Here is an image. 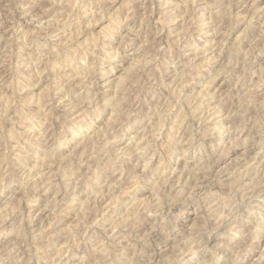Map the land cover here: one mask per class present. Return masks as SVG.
Here are the masks:
<instances>
[{
  "label": "rangeland",
  "instance_id": "1",
  "mask_svg": "<svg viewBox=\"0 0 264 264\" xmlns=\"http://www.w3.org/2000/svg\"><path fill=\"white\" fill-rule=\"evenodd\" d=\"M115 2L117 12L108 20L81 27L77 17L70 30H54L28 50L23 46L31 34L20 31L31 18L26 9L15 7V26L0 18V116L15 109L25 133L13 140L9 120L8 144L0 141V259L6 264L41 257L43 264H116V252L130 264L125 229L139 221L152 198L189 174L199 175L209 146L219 149L220 158L231 151L220 114L227 118L226 102L231 105L238 87L234 60H244L249 79L264 74V44L243 40L233 48L236 34L224 43L213 24L190 27L182 0ZM161 59L163 89L150 79L159 74ZM257 95L264 96V88ZM215 177L200 189L215 230L206 245L188 253V264L219 262L226 238L246 231L237 218L246 208L232 196L243 178L238 170ZM248 187L251 182L241 198ZM255 248L241 254L239 264L264 257V234Z\"/></svg>",
  "mask_w": 264,
  "mask_h": 264
},
{
  "label": "clouds",
  "instance_id": "2",
  "mask_svg": "<svg viewBox=\"0 0 264 264\" xmlns=\"http://www.w3.org/2000/svg\"><path fill=\"white\" fill-rule=\"evenodd\" d=\"M15 7L25 8L26 15L31 17L26 24L20 25V31L31 34V40L23 46L24 50L47 42L48 34L54 30L56 34L70 30L77 17L83 22L81 27L90 26L93 20H108L118 8L115 0H76L75 6L71 0H0V18L7 17L13 26L16 24ZM180 7H186L184 22L190 27L213 24L217 36L224 43L236 34L233 48H240L243 40L264 44V0H182ZM200 9L206 10L210 18H204L203 13L198 16ZM0 27H3L2 22ZM240 55L247 59L245 50L241 49ZM259 55L264 56V48ZM243 64L244 60L237 57L230 66L234 73L233 83L238 87L233 90L231 105L226 102L227 118L220 114L222 139L231 151L220 158L216 155L219 149L209 146L212 152L208 164L199 175L189 174V179L183 184L176 186L173 183L162 194L152 198L151 206L141 214L139 221L125 229L128 241L125 248H131L133 252L130 264H188V253L194 246L206 245L207 237L215 230V218L206 208L200 189L207 190L205 181L215 179V173L227 178L234 170H238L243 178L234 187L232 196L237 204L246 208L247 214L239 213L237 217L246 226V231L239 236L233 233L227 237L226 246L218 250L219 262L209 260L208 264H239L241 254L256 252L255 244L264 234V96L257 95L264 88V74L256 73L249 79L244 75ZM158 70L159 74L153 72L150 79L157 88H167L163 79L166 73L163 59ZM106 71V66L99 68L101 73ZM236 100H239L238 106ZM182 106L177 101V107ZM9 120L14 124L13 140L18 142L25 135L20 131L24 125L17 119L15 109L12 115L5 113L0 116V141L5 145L9 138L4 125ZM144 179L147 181L148 178L145 176ZM249 182L251 187L241 198L239 193ZM115 255L116 264H129L121 252ZM0 264H6V261L0 259ZM28 264H43L42 257L29 260ZM194 264L201 262L196 259ZM253 264H264V257L257 256Z\"/></svg>",
  "mask_w": 264,
  "mask_h": 264
},
{
  "label": "bare ground",
  "instance_id": "3",
  "mask_svg": "<svg viewBox=\"0 0 264 264\" xmlns=\"http://www.w3.org/2000/svg\"><path fill=\"white\" fill-rule=\"evenodd\" d=\"M73 4V3H72ZM158 34V33H157ZM170 41V40H169ZM142 61V60H141ZM151 63V62H150ZM198 65V64H197ZM107 74V73H106ZM119 79V78H118ZM119 82V81H118ZM218 86V85H217ZM118 87V86H117ZM180 95V94H179ZM208 97V96H207ZM38 103V102H37ZM110 121V120H109ZM203 121V120H202ZM158 131V130H157ZM140 140V139H139ZM144 147V146H143ZM200 168V167H199ZM235 174V173H234ZM94 177V176H93ZM31 186V185H30ZM150 192V191H149ZM115 201V200H114ZM80 207V206H79ZM5 208V207H4ZM66 230V229H65Z\"/></svg>",
  "mask_w": 264,
  "mask_h": 264
}]
</instances>
